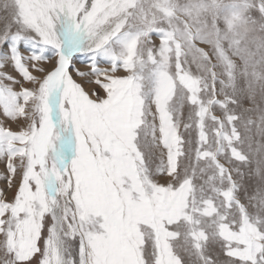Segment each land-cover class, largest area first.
Instances as JSON below:
<instances>
[{
  "label": "snow or ice",
  "instance_id": "snow-or-ice-1",
  "mask_svg": "<svg viewBox=\"0 0 264 264\" xmlns=\"http://www.w3.org/2000/svg\"><path fill=\"white\" fill-rule=\"evenodd\" d=\"M0 109V264H264V0H0Z\"/></svg>",
  "mask_w": 264,
  "mask_h": 264
},
{
  "label": "rangeland",
  "instance_id": "rangeland-1",
  "mask_svg": "<svg viewBox=\"0 0 264 264\" xmlns=\"http://www.w3.org/2000/svg\"><path fill=\"white\" fill-rule=\"evenodd\" d=\"M203 46V45H202ZM21 52L24 55H28L29 53L24 49L23 46H21ZM55 63V58L52 57L49 61L45 62L46 66L51 68L52 65ZM72 64L75 68H79L82 71H89L90 70V60L88 57L82 55V54H77L76 56H74ZM99 67L101 68H107L109 67V65L107 63H100ZM12 76H14L17 80H20L21 77L19 76V74L14 71L12 69V67L9 65L6 69ZM193 71L195 72V68L193 67ZM118 75H125V73L123 71L118 72ZM74 78H75V74H74ZM94 79V77H92ZM79 79V78H77ZM5 83H9L8 81H5ZM25 86H29L27 83H25ZM14 90L19 91L20 90V86L19 85H13ZM222 98V97H221ZM243 107L245 108H249L251 107V104L247 101L244 102ZM217 111V114H219V111ZM0 123H2L4 126L11 128L13 131H19V124L16 121H12L9 118L5 117L2 109H0ZM6 163L7 160L6 158H0V189H5L6 191V199L7 200H11L13 198V192L14 189L12 191H8L7 187H6V180L4 179L5 176H7V169H6ZM18 177L14 178V183H18ZM255 188V182H253V189ZM252 192H249V195H251Z\"/></svg>",
  "mask_w": 264,
  "mask_h": 264
}]
</instances>
